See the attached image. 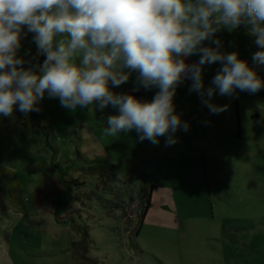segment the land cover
Here are the masks:
<instances>
[{
    "label": "rangeland",
    "instance_id": "374dc122",
    "mask_svg": "<svg viewBox=\"0 0 264 264\" xmlns=\"http://www.w3.org/2000/svg\"><path fill=\"white\" fill-rule=\"evenodd\" d=\"M216 36L223 51H238L252 64L258 47L243 26ZM35 51L29 34L19 54L30 60ZM254 67L264 77V66ZM219 68L205 66V86ZM135 79L133 73L113 91L151 100L158 89L134 91ZM190 83L184 80L174 98L190 127L176 132L172 146L164 137L158 145L141 141L135 130L105 137L102 128L116 109L73 111L47 95L39 111L18 112L0 125V264H75L70 246L81 233L71 228L72 217L86 226L89 252L100 264H264V88L214 95L227 110L213 115L189 92ZM139 147L151 158L153 178L146 179L157 187L135 237L139 177L89 167L93 160L103 166L133 160ZM61 178L79 185L57 223L51 199Z\"/></svg>",
    "mask_w": 264,
    "mask_h": 264
},
{
    "label": "clouds",
    "instance_id": "9594fccd",
    "mask_svg": "<svg viewBox=\"0 0 264 264\" xmlns=\"http://www.w3.org/2000/svg\"><path fill=\"white\" fill-rule=\"evenodd\" d=\"M241 26L258 47L251 65L238 51H223L216 36ZM29 34L42 63L19 54ZM194 54L198 60L187 63ZM217 63L205 86V66ZM254 66H264V0H0L3 117L39 111L47 95L73 111L116 109L102 128L105 137L135 130L141 141L158 145L164 137L172 146L176 132L190 127L174 102L184 80L209 113L219 115L227 105L214 103V95L264 88ZM133 73L134 91L158 89L151 100L113 91Z\"/></svg>",
    "mask_w": 264,
    "mask_h": 264
},
{
    "label": "trees",
    "instance_id": "16d2710c",
    "mask_svg": "<svg viewBox=\"0 0 264 264\" xmlns=\"http://www.w3.org/2000/svg\"><path fill=\"white\" fill-rule=\"evenodd\" d=\"M43 59H44L43 56L36 57V51H35L32 54L29 61L31 62V64L34 65L37 63H42ZM18 112L19 111L14 112V116ZM12 120H13L12 118L0 116V125H7ZM133 154H134L133 160L127 159L117 164L108 163L106 166H103L102 162L99 160H93L92 161L93 166H90L89 169L94 172L101 171V173L123 172V173L137 174V176L139 177V185H140L139 197H140L141 209L132 234L133 236L136 237L138 235L143 218L150 206L152 191L157 187V184H155L153 181H149L146 179L147 176L152 177L153 175L149 171L151 167V158L147 154L146 150L141 149L139 147L138 149H133ZM102 169L105 170L103 171ZM2 171H4V169ZM8 182L14 188L19 187V183L16 180H8ZM59 182H60L59 183L60 188H58L57 190H55V192L52 193L53 198L51 199V201L54 208L55 220L57 223H62L63 219L59 216V214L63 211L65 203H67L71 199H77L74 197H76L75 190L79 184L78 181L76 180L65 181L62 178L60 179ZM82 206H84V204ZM79 218L81 219L82 217L79 216ZM67 220L70 222L71 228L76 229L78 230V232L81 233V238L77 241H73L70 246V249L74 254L75 264H100L99 259L91 255L89 252L90 238L87 229L85 228L86 226L84 224H78V223L76 224L73 217L70 219L67 218Z\"/></svg>",
    "mask_w": 264,
    "mask_h": 264
}]
</instances>
